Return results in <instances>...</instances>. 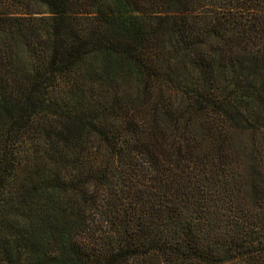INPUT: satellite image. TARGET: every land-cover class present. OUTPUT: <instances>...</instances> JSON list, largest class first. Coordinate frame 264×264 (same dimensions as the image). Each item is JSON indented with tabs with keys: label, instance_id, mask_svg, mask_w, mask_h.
<instances>
[{
	"label": "trees",
	"instance_id": "trees-1",
	"mask_svg": "<svg viewBox=\"0 0 264 264\" xmlns=\"http://www.w3.org/2000/svg\"><path fill=\"white\" fill-rule=\"evenodd\" d=\"M0 264H264V0H0Z\"/></svg>",
	"mask_w": 264,
	"mask_h": 264
}]
</instances>
